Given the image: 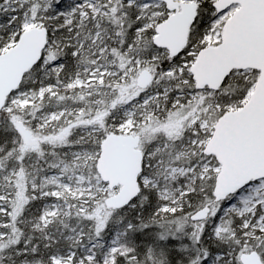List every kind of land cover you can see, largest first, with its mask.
Here are the masks:
<instances>
[{"label": "snow or ice", "instance_id": "1", "mask_svg": "<svg viewBox=\"0 0 264 264\" xmlns=\"http://www.w3.org/2000/svg\"><path fill=\"white\" fill-rule=\"evenodd\" d=\"M0 264H264V0H0Z\"/></svg>", "mask_w": 264, "mask_h": 264}]
</instances>
